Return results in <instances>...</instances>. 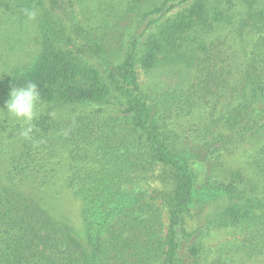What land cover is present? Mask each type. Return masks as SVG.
<instances>
[{"label": "trees", "instance_id": "trees-1", "mask_svg": "<svg viewBox=\"0 0 264 264\" xmlns=\"http://www.w3.org/2000/svg\"><path fill=\"white\" fill-rule=\"evenodd\" d=\"M0 11L17 58L0 100L34 82L46 105L31 139L19 122L0 130L13 144L0 264H264V0H0ZM181 66L197 72L189 89L141 84L138 69ZM181 114L202 122V140L171 128ZM57 152L92 253L19 188H43ZM157 166L164 187H140ZM213 227L232 238L206 245Z\"/></svg>", "mask_w": 264, "mask_h": 264}, {"label": "rangeland", "instance_id": "rangeland-1", "mask_svg": "<svg viewBox=\"0 0 264 264\" xmlns=\"http://www.w3.org/2000/svg\"><path fill=\"white\" fill-rule=\"evenodd\" d=\"M182 8H178L173 11L177 13L181 11ZM1 15V11H0ZM154 27H152L153 29ZM28 43V40L23 39ZM5 39L0 36V76L4 71L8 69L9 62V50L5 45ZM29 44V43H28ZM21 45V43H20ZM28 46V45H27ZM20 46H17L19 49ZM249 49V47H246ZM27 51L25 49H20L21 55H25ZM32 51L28 53L25 61H32L35 57L32 56ZM19 56V55H18ZM13 59V58H12ZM20 60V58H19ZM25 62V63H26ZM18 64H22V62H18ZM138 73L140 75V81L143 87L149 88L153 86L159 87H175L177 85L184 87L185 89H189L197 80V72L192 69H188L186 67H165L158 69L156 72L151 74L144 73L142 69H138ZM6 102H1L0 100V110H3L6 113V109L4 108ZM41 110L46 111V105L40 106ZM112 114H116L118 112L117 108H113L111 110ZM9 120L4 113H0V130L4 131L5 126L9 125ZM202 123L199 119L192 120L191 115L181 114L176 121L171 125V128H175L179 134L182 135L183 140H202L200 139V130L203 127ZM7 134L0 133V177L3 181H5L6 174L10 171V156L13 149L12 144V136L6 137ZM67 160L65 157L57 152V157L52 159L54 169L50 174H48L47 184L41 188L37 189L34 185H32L29 181H24V183L20 184L19 188L30 193L38 202L46 209L51 216L59 222L66 223L72 230L75 237H77L88 249L90 253H92V248L88 243V231L87 227L84 223V219L82 216L83 202L78 197L74 196L72 190L66 186V177H67V169L66 163ZM195 172L198 174L199 179L202 180L205 176V166L201 163H196L194 166ZM163 167L157 166L153 171V177L147 181L142 182L140 187L143 189H149V186L152 188L161 189L164 187V181L161 177V172ZM160 203V201H159ZM164 220L167 221V213H164ZM190 225L192 227L195 226V221L193 219H189ZM232 234L227 229H219V228H211L209 235L206 237L205 242L208 246H219L225 241H228L232 238ZM264 259L261 257L260 262Z\"/></svg>", "mask_w": 264, "mask_h": 264}, {"label": "clouds", "instance_id": "clouds-1", "mask_svg": "<svg viewBox=\"0 0 264 264\" xmlns=\"http://www.w3.org/2000/svg\"><path fill=\"white\" fill-rule=\"evenodd\" d=\"M25 15L29 19H34L37 12L34 9H25ZM41 102L38 85L28 82L11 88L9 98L4 105L6 113L3 110H0V113L6 114L7 118L13 122H19L21 125L19 135L28 140L31 139L34 131V121L37 119Z\"/></svg>", "mask_w": 264, "mask_h": 264}]
</instances>
